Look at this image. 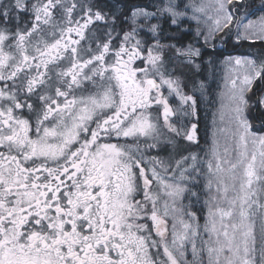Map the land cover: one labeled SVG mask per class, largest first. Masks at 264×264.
I'll return each instance as SVG.
<instances>
[{
	"label": "snow or ice",
	"instance_id": "6c2138e0",
	"mask_svg": "<svg viewBox=\"0 0 264 264\" xmlns=\"http://www.w3.org/2000/svg\"><path fill=\"white\" fill-rule=\"evenodd\" d=\"M253 7L0 0V264H264V50L224 61L232 145L185 147V70L264 45Z\"/></svg>",
	"mask_w": 264,
	"mask_h": 264
},
{
	"label": "rangeland",
	"instance_id": "374dc122",
	"mask_svg": "<svg viewBox=\"0 0 264 264\" xmlns=\"http://www.w3.org/2000/svg\"><path fill=\"white\" fill-rule=\"evenodd\" d=\"M250 2L252 4H258V7L251 9L254 14L249 15L248 19L257 20L259 16L264 15V11L259 10L260 0H250ZM215 43L216 46L222 45L219 40H217ZM254 52L259 53L257 50ZM226 58H205V63H203L204 65L200 68V71L198 72L199 76L197 77L195 83V85L197 86L201 82L204 85L202 91L198 90L195 93L200 113L201 111H203L202 127L203 131L206 132V139H204L201 146L198 145L196 152L199 153L202 158L205 156V153L209 151L213 139H216L218 141L221 152L226 145L231 146L233 143L231 138V130L233 128V125H231L229 122V69L224 63ZM209 60H211V63H208ZM187 71L188 70H185L186 74H188ZM222 115L223 119H221ZM213 133H215V136H213ZM192 152H195V149H193ZM203 170L206 171V169ZM201 223H203V220L201 221Z\"/></svg>",
	"mask_w": 264,
	"mask_h": 264
},
{
	"label": "trees",
	"instance_id": "16d2710c",
	"mask_svg": "<svg viewBox=\"0 0 264 264\" xmlns=\"http://www.w3.org/2000/svg\"><path fill=\"white\" fill-rule=\"evenodd\" d=\"M253 5H254L253 9L255 7H258V4L256 3H253ZM256 50L258 52L264 50V45H262L260 42H256V43L243 42L239 46H236L232 40H229L226 46L224 44H222L221 46L217 45L215 49L208 47L206 49V52L208 53V55H206L205 58L222 59L229 55H236V54H249V53L258 54L254 52ZM203 65L204 64H202L201 67ZM187 75L190 78L191 84H195L197 77L199 76V73H197L195 76H192V74L188 72ZM253 122L254 124H256L258 121L254 120Z\"/></svg>",
	"mask_w": 264,
	"mask_h": 264
},
{
	"label": "flooded vegetation",
	"instance_id": "af4514ba",
	"mask_svg": "<svg viewBox=\"0 0 264 264\" xmlns=\"http://www.w3.org/2000/svg\"><path fill=\"white\" fill-rule=\"evenodd\" d=\"M199 113H200V110L197 107V116H198V120H197V122H198L197 136H198V140H199V144L198 145L201 146L203 144L204 139H206V132L203 131V127H202V124H203V114L202 113H203V111H201L200 114ZM198 145H195V144H193L191 146L185 145V147L188 149V151H192L193 149H195V152H197Z\"/></svg>",
	"mask_w": 264,
	"mask_h": 264
}]
</instances>
